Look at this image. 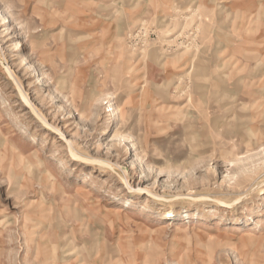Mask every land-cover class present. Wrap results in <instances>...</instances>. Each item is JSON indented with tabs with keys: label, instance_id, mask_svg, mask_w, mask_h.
I'll list each match as a JSON object with an SVG mask.
<instances>
[{
	"label": "rangeland",
	"instance_id": "obj_1",
	"mask_svg": "<svg viewBox=\"0 0 264 264\" xmlns=\"http://www.w3.org/2000/svg\"><path fill=\"white\" fill-rule=\"evenodd\" d=\"M0 264H264V0H0Z\"/></svg>",
	"mask_w": 264,
	"mask_h": 264
},
{
	"label": "bare ground",
	"instance_id": "obj_2",
	"mask_svg": "<svg viewBox=\"0 0 264 264\" xmlns=\"http://www.w3.org/2000/svg\"><path fill=\"white\" fill-rule=\"evenodd\" d=\"M8 71H9V69H8ZM7 72V71H6ZM9 73H10V75L12 76L13 74H12V72H11V70L9 71ZM8 73V74H9ZM19 83V82H18ZM17 87H18V89L20 90V92H21V94H23V88L19 85V84H17ZM23 99H24V101L30 106V108L32 109V111H33V109H34V105H32V103L30 102V100L29 99H27L26 97H24L23 96ZM40 115V114H39ZM41 117V119L43 120V122L46 120L44 117H42V116H40ZM40 119V118H39ZM46 122V121H45ZM47 123V122H46ZM46 125V124H45ZM51 127V126H50ZM71 152H72V154H73V156L75 157V158H77V159H80V160H85L84 158H82V157H80L78 154H76V152H75V150H73V149H71ZM193 218V217H192Z\"/></svg>",
	"mask_w": 264,
	"mask_h": 264
}]
</instances>
